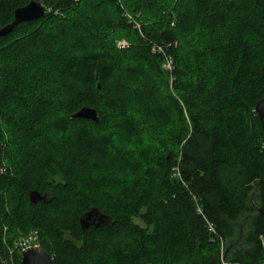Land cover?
Returning <instances> with one entry per match:
<instances>
[{
    "label": "trees",
    "instance_id": "16d2710c",
    "mask_svg": "<svg viewBox=\"0 0 264 264\" xmlns=\"http://www.w3.org/2000/svg\"><path fill=\"white\" fill-rule=\"evenodd\" d=\"M31 1L45 15L0 36L4 264L30 228L55 264H264V141L254 112L264 93V7L253 0H126L124 7L102 0L114 17L99 21L79 19L84 0H0V25ZM32 30L41 45L19 40ZM121 37L127 49L116 48ZM167 55L179 78L165 94L155 64ZM118 61L132 64L129 73L139 61L153 72L110 82ZM83 107L96 111L98 123L73 118ZM114 109L123 114L115 136L100 139ZM46 114L53 115L49 127ZM93 135L103 141L98 149ZM96 166L99 175L88 171ZM32 191L48 202L31 204ZM91 208L109 220L81 230L79 218Z\"/></svg>",
    "mask_w": 264,
    "mask_h": 264
},
{
    "label": "rangeland",
    "instance_id": "374dc122",
    "mask_svg": "<svg viewBox=\"0 0 264 264\" xmlns=\"http://www.w3.org/2000/svg\"><path fill=\"white\" fill-rule=\"evenodd\" d=\"M241 2H239L238 3V1H237V4H240V3H249V1L250 0H240ZM253 1H256L257 2V4L258 5H260V7L262 8V7H264V2H261V1H263V0H253ZM84 2V7L83 6H81L82 8H81V10L79 9V11H80V16H79V19H81L82 18V16H84L85 18L86 17H90V20H94V19H98L99 21L100 20H103V18H105V19H112L114 16H113V12H111L110 11V6H106V5H104L103 3H102V0H84L83 1ZM97 2V3H96ZM99 2H101L103 5L101 6H99L97 9L95 8V7H93V5L95 4V5H97V4H99ZM125 2H126V0L124 1H122V4H123V7H124V5H125ZM118 3H120V1L118 0ZM127 3V2H126ZM121 6V5H120ZM93 8H95V9H93ZM112 10V9H111ZM173 13V12H172ZM74 16H76V17H78V14L76 13V14H73ZM128 15V14H127ZM126 14H125V16H126V18L127 19H129V23H131V15H128L127 16ZM173 15H174V13H173ZM138 18V16H136L135 18H134V22H133V24L132 25H134L133 26V28L136 30V31H140L141 29H142V23L137 19ZM174 19H175V17H172V21H174ZM114 20V19H113ZM176 20V19H175ZM86 24H88V22H86ZM86 24L83 26V29H82V33L84 34H88V32H86L87 31V29H86ZM172 26H174L173 25V23H172ZM34 30V29H33ZM29 31L28 33V35H24V36H22V38H20L19 40H21V41H25V44H27L28 42H29V35L30 34H33L35 31ZM48 31H52V29H49ZM31 36V35H30ZM130 35L128 34V35H126V38L127 37H129ZM126 38H123V37H121V39H117L116 41H115V46H116V48L117 49H127L129 46H130V44H129V42L127 41V39ZM31 39V38H30ZM18 41V40H17ZM16 41V42H17ZM30 43H33V44H39L38 42H36L33 38L31 39V41H30ZM33 44H31L32 46H33ZM39 45H41V44H39ZM177 43L175 42L174 43V46H176L177 47ZM44 47H46L45 46V44H42V48H44ZM6 48H9V47H6ZM24 48H27V45H25V47ZM42 50V49H41ZM37 51H39V50H37ZM27 52H30L28 49H27ZM38 55H39V53H38ZM38 57V56H37ZM167 57L169 58V61L171 62V64H166L165 63V61H163L161 64H155V66L156 65H158V67L160 68V70L163 72V74H165L164 75V82H166V86H167V89L165 90V94H166V92L167 93H172V90H173V87L175 86L174 84L176 83V80L179 78V75L177 74V72L175 73V70L177 71L178 70V67L177 66H175V64H172V56H170V55H167ZM118 58H120V57H118ZM145 58H142V60H144ZM147 60V59H146ZM132 64H119V61L117 62V64H110V70H109V74H110V77H109V81L111 82V81H114L115 79H116V81H119V79H124V78H126V77H128L129 76V74H131V76L133 77V78H136V82H137V80L139 79L140 80V77L144 74V73H146V72H153V70H152V67H151V65L150 64H143V63H141L140 61L138 62V64H133L134 65V71L131 73H129L127 70H126V67L127 66H131ZM167 65H169V68H168V66ZM60 70H62L63 68H59ZM58 69V70H59ZM181 70H183V68H181L180 69V71ZM189 71V73H191V75L193 76V78H192V80L194 81V82H196L197 83V81L196 80H198L197 79V77L196 76H194L193 75V73H196V69H189L188 70ZM209 72H210V74L212 73V72H214L213 70L211 71V70H209ZM197 74V73H196ZM132 77H130V78H132ZM120 85H121V87H123V86H125V84H124V82L123 81H120ZM42 87H43V89L45 90V91H47L48 89H47V87L45 86V84H42ZM97 90H100V85L99 84H97ZM90 95H92V94H94V92H88ZM61 94H64V92H62ZM163 95V94H162ZM224 95L225 94H222L221 96H219V98L217 99L218 100V102L220 101V100H222V99H224ZM217 98V96L215 95V99ZM63 101V100H62ZM214 105H215V103H214ZM208 106H211V104H209ZM115 110V112H117V113H113V114H111V116H110V118H108L107 120H106V122H105V125H104V127L102 128V129H100L99 131H98V136H99V138L101 139V138H103V136L105 135H112V137L113 136H115L114 135V131H115V126H116V124L119 122V119H118V117H120V118H122V116H123V114H121L122 112L121 111H119V110H116V109H114ZM119 114V115H118ZM121 114V115H120ZM167 114H168V112H167ZM46 116H47V120H46V122L48 123V127L50 126V121H51V116H53V115H51V116H49V114H46ZM164 116V115H163ZM183 118L184 119H186L187 120V117H186V115H185V113H183ZM104 133V134H103ZM94 136V135H93ZM97 136V135H96ZM96 136H94L95 137V149H98V148H100V146H101V143L103 142V141H101L100 142V139L98 140L97 138H96ZM97 136V137H98ZM114 139V138H113ZM169 143V142H168ZM165 145H166V143H165ZM165 145H164V147H165ZM169 146V145H168ZM168 146H167V148H168ZM93 167H90V168H88V171H89V169L90 170H94V173L96 174V175H99L100 174V171L98 170V168H97V166L96 167H94V169H92ZM87 171V172H88ZM172 172H173V176H176L177 175V168L175 167V168H173L172 169ZM232 177L233 178H235V175L234 174H232ZM252 194V193H251ZM41 195V194H40ZM45 200H47L46 202H48V197L47 196H45ZM92 210H97L96 208H91L89 211H87L86 213H84L80 218H79V221L84 217V215L85 214H87L88 212H90V211H92ZM98 211V210H97ZM199 211V210H198ZM99 212V211H98ZM100 213V212H99ZM100 215H102V217H103V219H102V221L100 222L101 224H99V226H97V227H100V226H102V225H104V224H106L107 222H108V217L107 216H105L104 214H102V213H100ZM248 215H250V216H252V212L250 213V214H248ZM78 221V222H79ZM97 223V222H96ZM133 223L134 224H136L137 226H139L140 228H143L144 227V225H143V223H142V221L141 220H139V219H133ZM80 225V224H79ZM2 234H4V236H5V234H6V229H4V228H2ZM35 236V238H36V241L35 242H33L32 244H30V245H28V246H26L25 247V249H27V248H31L32 246H38L39 244H38V237H37V232L34 230L33 231V229L32 228H30V229H28V230H23V232L21 233L20 232V237L18 238V239H16V240H14V243H13V246L11 247V249L10 250H7V262H8V264H14V255H18L19 253V248H20V245H22V243H23V241L24 240H29L30 238V236H31V239L32 240H34V236ZM101 245L102 244H105V246H106V244H107V242H105V241H101V243H100ZM99 244V245H100ZM219 244H220V249L221 248H223L224 247V243L223 242H221L220 240H219ZM32 245V246H31ZM30 246V247H29ZM100 251V250H99ZM22 253V252H21ZM21 253L19 254V256H21ZM97 253V252H96ZM95 253V254H96ZM97 255H98V253L96 254V255H94L95 256V259H97L98 257H97ZM94 258V257H93ZM19 264H20V258H19Z\"/></svg>",
    "mask_w": 264,
    "mask_h": 264
},
{
    "label": "water",
    "instance_id": "95a60500",
    "mask_svg": "<svg viewBox=\"0 0 264 264\" xmlns=\"http://www.w3.org/2000/svg\"><path fill=\"white\" fill-rule=\"evenodd\" d=\"M45 7L41 2L31 1L26 6L16 9L13 14V20L10 24L6 26L0 25V36L7 35L14 26L22 22L34 21L42 18L45 15ZM254 112L258 116L261 129L263 133L264 141V93L261 99L256 103ZM73 118H79L84 120H90L94 123H98L97 113L94 109L83 107L77 113L73 115ZM2 174L0 168V176ZM29 201L31 204H35L38 201H45V196L40 195L36 191L29 193ZM103 217L97 210H92L84 215V217L79 221L81 230H85L90 226L97 227L102 221ZM97 222V223H96ZM0 264L4 262L0 259ZM20 264H55L52 256L41 246H34L25 249L20 256Z\"/></svg>",
    "mask_w": 264,
    "mask_h": 264
},
{
    "label": "built area",
    "instance_id": "2783aa9c",
    "mask_svg": "<svg viewBox=\"0 0 264 264\" xmlns=\"http://www.w3.org/2000/svg\"><path fill=\"white\" fill-rule=\"evenodd\" d=\"M165 63L166 64H171V62L169 61V58H166L165 59ZM168 66V68H169V65H167ZM34 236V235H33ZM30 239L29 240H24L23 241V243H22V245H20V248H19V254L22 252V251H24L25 250V247L26 246H28V245H30V244H32L33 242H35L36 241V238H35V236H34V240H32L31 239V236L29 237ZM32 246V245H31ZM30 247V246H29Z\"/></svg>",
    "mask_w": 264,
    "mask_h": 264
},
{
    "label": "bare ground",
    "instance_id": "6f19581e",
    "mask_svg": "<svg viewBox=\"0 0 264 264\" xmlns=\"http://www.w3.org/2000/svg\"><path fill=\"white\" fill-rule=\"evenodd\" d=\"M32 247H34V246H32ZM23 252V251H22Z\"/></svg>",
    "mask_w": 264,
    "mask_h": 264
},
{
    "label": "flooded vegetation",
    "instance_id": "af4514ba",
    "mask_svg": "<svg viewBox=\"0 0 264 264\" xmlns=\"http://www.w3.org/2000/svg\"><path fill=\"white\" fill-rule=\"evenodd\" d=\"M39 246V245H38Z\"/></svg>",
    "mask_w": 264,
    "mask_h": 264
}]
</instances>
